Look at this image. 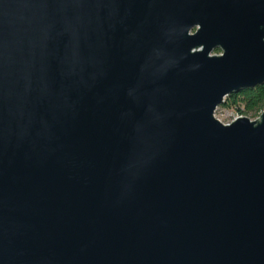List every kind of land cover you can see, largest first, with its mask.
I'll use <instances>...</instances> for the list:
<instances>
[{
  "label": "water",
  "instance_id": "obj_1",
  "mask_svg": "<svg viewBox=\"0 0 264 264\" xmlns=\"http://www.w3.org/2000/svg\"><path fill=\"white\" fill-rule=\"evenodd\" d=\"M263 83L264 0H0V264H264Z\"/></svg>",
  "mask_w": 264,
  "mask_h": 264
},
{
  "label": "rangeland",
  "instance_id": "obj_2",
  "mask_svg": "<svg viewBox=\"0 0 264 264\" xmlns=\"http://www.w3.org/2000/svg\"><path fill=\"white\" fill-rule=\"evenodd\" d=\"M219 50H214L213 53H219ZM231 96L228 95L225 97V103H221L215 109L214 116L219 119L222 123H230L238 116H246L251 120H255L259 117L260 113L263 109L254 111V112H244L240 111L243 110V103L240 98H236V102L234 103L231 100Z\"/></svg>",
  "mask_w": 264,
  "mask_h": 264
},
{
  "label": "trees",
  "instance_id": "obj_3",
  "mask_svg": "<svg viewBox=\"0 0 264 264\" xmlns=\"http://www.w3.org/2000/svg\"><path fill=\"white\" fill-rule=\"evenodd\" d=\"M230 96L234 103L237 101L236 98L241 99L243 110L240 111L256 112L264 108V83L253 88L244 89L238 93H232Z\"/></svg>",
  "mask_w": 264,
  "mask_h": 264
}]
</instances>
